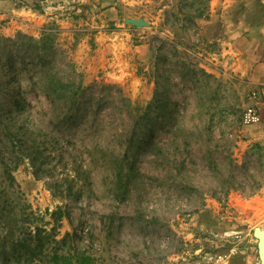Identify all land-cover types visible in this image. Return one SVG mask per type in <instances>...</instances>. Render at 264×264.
<instances>
[{"label": "rangeland", "instance_id": "1", "mask_svg": "<svg viewBox=\"0 0 264 264\" xmlns=\"http://www.w3.org/2000/svg\"><path fill=\"white\" fill-rule=\"evenodd\" d=\"M180 7L0 0V185L24 151L8 200L61 207L58 236L74 232L101 264H260L264 143L243 112L264 84V0H210L193 24ZM5 131L38 140L39 174ZM66 172L72 196L57 194Z\"/></svg>", "mask_w": 264, "mask_h": 264}, {"label": "trees", "instance_id": "2", "mask_svg": "<svg viewBox=\"0 0 264 264\" xmlns=\"http://www.w3.org/2000/svg\"><path fill=\"white\" fill-rule=\"evenodd\" d=\"M179 1L181 5L179 13L183 16L185 23L193 24L196 18L208 13L210 0ZM55 96L61 97L62 94ZM150 131L151 129L144 135L143 140L147 139ZM4 134L12 145H16L17 139L23 141L26 147L25 152H28L33 162V173L39 174L43 170L42 164L46 157L38 140L25 131L20 137L15 131H5ZM130 140H125L129 147L122 156H117L118 160H123L126 152L131 150L133 144ZM254 146L257 152L264 150L259 143H255ZM23 152L19 162L24 160ZM19 162L12 169L6 164L2 173L4 185H0V264H101L94 253L80 245L74 232L67 231L63 236H58L59 221L66 214L61 207L52 211L49 209L41 211L32 209L31 205L25 202L8 200V190L13 187L15 181L12 171ZM114 166L117 168V188L121 193L126 192L129 188L130 175L134 174V163L126 161L116 163ZM126 166L128 171L124 177L123 170ZM55 180L60 183L57 194L72 196L73 184L67 172L62 173V176L56 177ZM47 215L51 216L50 220L45 219ZM48 225L51 226L47 227Z\"/></svg>", "mask_w": 264, "mask_h": 264}, {"label": "built area", "instance_id": "3", "mask_svg": "<svg viewBox=\"0 0 264 264\" xmlns=\"http://www.w3.org/2000/svg\"><path fill=\"white\" fill-rule=\"evenodd\" d=\"M264 111V84L253 87L247 95V105L243 112V122L245 125L255 123L260 120V115Z\"/></svg>", "mask_w": 264, "mask_h": 264}, {"label": "water", "instance_id": "4", "mask_svg": "<svg viewBox=\"0 0 264 264\" xmlns=\"http://www.w3.org/2000/svg\"><path fill=\"white\" fill-rule=\"evenodd\" d=\"M126 22H129L135 26H145L146 22L142 18H125ZM253 236L257 239V252L260 260V264H264V226H255L253 228Z\"/></svg>", "mask_w": 264, "mask_h": 264}, {"label": "crops", "instance_id": "5", "mask_svg": "<svg viewBox=\"0 0 264 264\" xmlns=\"http://www.w3.org/2000/svg\"><path fill=\"white\" fill-rule=\"evenodd\" d=\"M246 132L255 140H261L264 143V111L259 121L246 125Z\"/></svg>", "mask_w": 264, "mask_h": 264}]
</instances>
